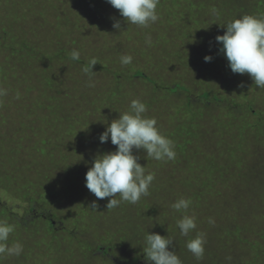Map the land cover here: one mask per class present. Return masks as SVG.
Instances as JSON below:
<instances>
[{
    "label": "rangeland",
    "instance_id": "374dc122",
    "mask_svg": "<svg viewBox=\"0 0 264 264\" xmlns=\"http://www.w3.org/2000/svg\"><path fill=\"white\" fill-rule=\"evenodd\" d=\"M246 7L264 16V0H160L158 21L141 27L107 0H0V220L15 226L9 246L23 245L0 264H148V232L172 238L182 264H264V88L233 73L215 39ZM123 55L132 62L122 64ZM138 69L145 77L132 76ZM166 80L189 91L166 92ZM203 89L219 91L225 108L203 107ZM134 99L176 156L157 161L134 149L155 173L149 195L107 209L110 198H96L85 175L98 154L115 151L99 136ZM209 111L221 122L201 134ZM27 120L39 129L20 125ZM33 143L42 146L35 153ZM181 197L191 200L186 213L171 207ZM184 214L196 217L188 236L177 227ZM198 232L206 238L200 260L186 247Z\"/></svg>",
    "mask_w": 264,
    "mask_h": 264
},
{
    "label": "clouds",
    "instance_id": "9594fccd",
    "mask_svg": "<svg viewBox=\"0 0 264 264\" xmlns=\"http://www.w3.org/2000/svg\"><path fill=\"white\" fill-rule=\"evenodd\" d=\"M107 3L119 10L128 23L134 25L148 27L159 19L157 7L160 0H107ZM113 27L120 29V22L116 21ZM225 27V33L215 39L222 44L221 51L226 56L231 71L238 74L247 73L256 86L264 88V16L246 14L227 23ZM146 42L151 44V38L148 37ZM71 58L78 61L79 51L73 50ZM120 59L122 64L127 65L133 58L123 55ZM212 59L211 55L204 57L205 62H211ZM96 64V59H91L90 67L86 66L83 71L89 73ZM89 86L94 87V84ZM240 86L243 87V84ZM185 90L189 91L188 88ZM5 95L7 90L0 87V97ZM146 111L145 103L139 99L132 100L129 110L119 113V118L112 120L99 136L101 144L110 139L116 149L98 154L94 158L92 166L86 172L85 181L87 189L96 198H110L107 209L116 208L121 202L136 204L142 196L149 195V187L155 179V173H146V166L138 162L139 157L133 154L134 149H143L147 157L157 161L175 159L174 142L160 132L154 117L148 118L144 115ZM190 205V199L181 197L171 207L186 213ZM96 207L97 203L93 201L92 208ZM209 223H214V220L209 218ZM177 227L182 236H188L197 227L195 215L184 214L177 221ZM14 228L15 226L7 220H0V259L5 256L18 257L23 252L21 243L14 242L11 246L8 244ZM173 242L168 236L148 232L145 235L146 246L143 250L148 264H182L172 248ZM205 244V234L198 232L193 239L187 241L186 247L200 260L205 252Z\"/></svg>",
    "mask_w": 264,
    "mask_h": 264
},
{
    "label": "trees",
    "instance_id": "16d2710c",
    "mask_svg": "<svg viewBox=\"0 0 264 264\" xmlns=\"http://www.w3.org/2000/svg\"><path fill=\"white\" fill-rule=\"evenodd\" d=\"M254 9H256V8H248V7H246L245 8V13L247 14V15H256V13H254L253 11H251V10H254ZM225 10V9H224ZM219 11H220V9H219ZM226 12V13H225ZM231 12H227V11H224V14H228V15H231L230 14ZM245 14V15H246ZM241 16V15H240ZM112 27H113V25H112ZM117 30V34L116 33H113L115 36L116 35H118V33H121L118 29H116ZM98 50H100V47L98 48ZM108 50V49H107ZM97 62H98V60H96ZM101 64H104V63H101ZM132 76H139V77H145V74H144V72H143V70H141V69H138V70H136L134 73H133V75ZM204 86L206 87V85L204 84ZM180 88H183V89H187V87L186 86H184V85H182L181 83H179V82H173V83H171L170 81H168V80H166V87L164 88L165 90H166V92H173V91H175V90H177V89H180ZM179 91H177V93H178ZM200 94H201V96H199L198 97V99L197 100H204V97H206V101L208 102L206 105H203V107H206L207 109L208 108H211L212 106H214V107H217V108H222V107H224L225 108V106H222L221 105V103H223L224 101H223V99H222V95L220 94V92L219 91H217V92H213V91H211V92H209V91H206L205 89H203L202 90V92H200ZM208 97V98H207ZM123 104H122V102L117 106V108L119 109V112L122 114V112L123 111H125V109H129V107H130V104L129 103H127L126 105H124V106H122ZM217 108H215V109H217ZM223 108V109H224ZM199 109L200 110H198V112H199V116L201 115V108H200V106H199ZM208 110H210V109H208ZM194 112H196L195 110L193 111V110H187L185 113H184V116L186 117V114H188V113H194ZM217 111H215V112H211V111H209V114L211 115V117L209 118V120H208V122H209V124H210V127L208 128L207 126H206V130H200V133L202 134V133H209V132H211V129L210 128H212V129H215V130H218L217 129V127H215V123H216V126H218L219 125V123L221 122H216V120H215V116H217L218 115V113H216ZM216 114V115H215ZM238 117H240V115H239V113H238ZM177 118V117H176ZM199 118V117H198ZM18 119H24V117L23 118H18ZM30 121H32V120H30ZM20 122H23L22 124H20L22 127H24V128H26L27 130H35V129H39V125L37 124V123H29V121L27 120V121H20ZM198 122V121H197ZM158 123V122H157ZM226 123H228V122H226ZM225 127H227V125H224V128ZM44 130H46L45 128H44ZM195 130V128H193V131ZM47 132V131H46ZM168 133H166V135H167ZM213 139H215V137H213V136H211ZM42 147V146H41ZM41 147H39V148H41ZM38 148V146L36 145V143H33V144H31V145H29V147H28V149H30V150H33L32 152L33 153H35L36 151L35 150H37V149H39ZM2 156H4V154H3V148H2V146H0V157H2ZM6 156H7V154H6ZM29 209L31 210H28V212H32L31 214H33V215H37V213H36V210L38 209L37 207H33V204H32V206L30 205V207H29ZM51 211V210H50ZM49 211V212H50ZM49 212H47V213H43L44 214V216H45V219L46 220H48L50 223V227H52V222H53V220L52 219H50V216L48 215V213ZM38 216V215H37ZM51 220V221H50ZM19 241H20V238H19ZM23 242V241H22ZM20 243H21V241H20Z\"/></svg>",
    "mask_w": 264,
    "mask_h": 264
}]
</instances>
